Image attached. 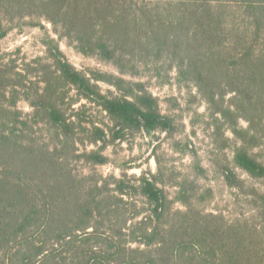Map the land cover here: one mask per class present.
I'll return each instance as SVG.
<instances>
[{
    "label": "trees",
    "instance_id": "16d2710c",
    "mask_svg": "<svg viewBox=\"0 0 264 264\" xmlns=\"http://www.w3.org/2000/svg\"><path fill=\"white\" fill-rule=\"evenodd\" d=\"M25 19L42 30L47 22L75 52L117 74L77 71L47 33L52 65L41 70L42 88L32 94L0 69V264H264L259 230L198 209L205 197L194 181L177 182L169 199L159 171L101 183L69 165L71 157L104 165L105 148L133 133L175 134L174 119L145 85L124 78L145 71L165 72L166 81L174 71L177 82L193 84L218 126L214 133L225 123L245 141L238 119L252 128L264 115V0H0V40L10 30L3 22ZM70 88L111 127L73 108ZM20 95L33 109L28 118L17 109ZM40 123L52 133V149L29 135ZM75 142L100 146L75 154ZM233 162L264 180V164L245 146ZM223 172L228 182L235 177ZM258 209L264 223V195Z\"/></svg>",
    "mask_w": 264,
    "mask_h": 264
},
{
    "label": "rangeland",
    "instance_id": "374dc122",
    "mask_svg": "<svg viewBox=\"0 0 264 264\" xmlns=\"http://www.w3.org/2000/svg\"><path fill=\"white\" fill-rule=\"evenodd\" d=\"M29 22V19L16 20L12 24L3 22V26L10 30L0 40V69L7 73L12 84L16 85L23 79L28 92L32 94L37 87H43L40 83L41 70L46 65H52L43 45L46 33L57 42L61 52L77 71L86 75L91 71L117 74L112 65L96 58L83 57L75 52L65 40H59L53 34L47 22H41L44 30L29 25ZM165 76V72H161L160 77H155L152 72L145 71L138 77L124 78L142 82L148 92L158 100L160 112L174 119L176 131L172 137L161 132L151 135L143 132L133 133L123 141L112 143L105 148L103 154L108 160L106 164L90 165L71 157L70 168L78 176L100 178L101 183L111 177L121 178L126 175L133 179L144 173L156 175L159 171L163 178V183L159 186L169 199L175 196L177 182L184 179L194 181L199 193H203L205 197L203 202L197 205L198 209L205 213L221 215L226 222L245 223L256 227L264 244V223L258 209L260 197L264 195V180L250 177L233 162L235 149L245 146L252 157L264 164V115L263 120H258V124L252 128L245 119H238L237 128L246 132V143L234 136L225 123L216 135L214 131L218 126H215L208 104L198 94L194 85L177 82L174 71L168 74V81ZM98 86L105 94L108 90L114 92V89L103 83H98ZM68 92L69 98L77 102L73 108H83L91 116V120L103 129L111 127L110 121L100 108L79 100L73 88ZM231 96L232 94H229L225 98L226 101ZM17 109L23 117L27 116L26 118L33 113L29 102L21 95L17 101ZM29 135L40 145L53 148L52 133L44 124H31ZM177 142H180L178 147L175 144ZM99 146L100 144L93 146L87 142H75L74 150L75 154H82L97 150ZM225 169H229L235 176L231 178V183L226 179L227 175L223 172ZM206 190L211 193L207 194ZM173 208L184 210L177 203Z\"/></svg>",
    "mask_w": 264,
    "mask_h": 264
}]
</instances>
